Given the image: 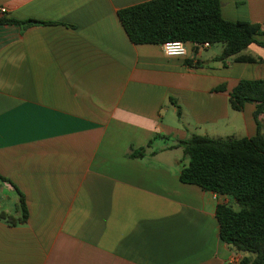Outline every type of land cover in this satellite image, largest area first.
<instances>
[{
	"label": "crops",
	"instance_id": "1",
	"mask_svg": "<svg viewBox=\"0 0 264 264\" xmlns=\"http://www.w3.org/2000/svg\"><path fill=\"white\" fill-rule=\"evenodd\" d=\"M148 0H0V264H239L220 237L218 203L235 200L183 183L172 147L228 127L253 136L256 102L229 92L264 79L260 62L218 59L222 44L133 43L118 10ZM230 20L264 25V0H220ZM43 22V23H42ZM264 41V36L258 37ZM225 86V90H220ZM177 105L181 114H177ZM264 135V112L259 116ZM142 149L143 155L130 154Z\"/></svg>",
	"mask_w": 264,
	"mask_h": 264
},
{
	"label": "trees",
	"instance_id": "2",
	"mask_svg": "<svg viewBox=\"0 0 264 264\" xmlns=\"http://www.w3.org/2000/svg\"><path fill=\"white\" fill-rule=\"evenodd\" d=\"M119 20L135 44L163 43L181 40L196 43L222 44L218 59L233 57L236 61L260 62L261 58L242 52L252 43L264 47V25L230 20L221 13L220 0H148L121 8ZM0 22L24 24L33 19L0 18ZM43 23V22H42ZM220 90H225L221 86ZM229 105L241 110L245 103L256 102L253 113L257 124L253 136H210L191 134L172 147H181L188 159L179 172L183 183L196 184L216 194L235 200L218 203L215 209L220 237L231 248L243 253L239 264H264V135L260 114L264 112V79H241L229 92ZM177 114H181L177 105ZM133 157L143 155L135 150ZM2 180H7L0 175ZM18 194V215L2 212L10 223H23L28 209L23 193Z\"/></svg>",
	"mask_w": 264,
	"mask_h": 264
},
{
	"label": "built area",
	"instance_id": "3",
	"mask_svg": "<svg viewBox=\"0 0 264 264\" xmlns=\"http://www.w3.org/2000/svg\"><path fill=\"white\" fill-rule=\"evenodd\" d=\"M6 13V7L0 6V16L5 15ZM199 45L208 47L210 43L204 42ZM162 49L167 56H185L187 53L186 42L181 40L165 41L162 43Z\"/></svg>",
	"mask_w": 264,
	"mask_h": 264
},
{
	"label": "rangeland",
	"instance_id": "4",
	"mask_svg": "<svg viewBox=\"0 0 264 264\" xmlns=\"http://www.w3.org/2000/svg\"><path fill=\"white\" fill-rule=\"evenodd\" d=\"M220 45V43L214 44V46ZM214 136H221V137H227V136H236L237 134L232 133V131L228 127H222V129L216 133H213Z\"/></svg>",
	"mask_w": 264,
	"mask_h": 264
}]
</instances>
